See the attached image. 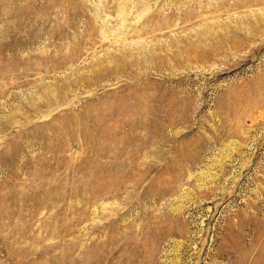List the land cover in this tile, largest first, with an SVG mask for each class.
<instances>
[{"label":"rangeland","instance_id":"1","mask_svg":"<svg viewBox=\"0 0 264 264\" xmlns=\"http://www.w3.org/2000/svg\"><path fill=\"white\" fill-rule=\"evenodd\" d=\"M0 264H264V0H0Z\"/></svg>","mask_w":264,"mask_h":264}]
</instances>
